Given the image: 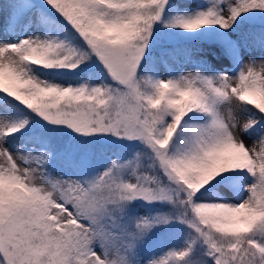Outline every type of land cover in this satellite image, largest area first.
I'll list each match as a JSON object with an SVG mask.
<instances>
[{
    "label": "snow or ice",
    "instance_id": "6c2138e0",
    "mask_svg": "<svg viewBox=\"0 0 264 264\" xmlns=\"http://www.w3.org/2000/svg\"><path fill=\"white\" fill-rule=\"evenodd\" d=\"M0 264H264V0H0Z\"/></svg>",
    "mask_w": 264,
    "mask_h": 264
},
{
    "label": "rangeland",
    "instance_id": "374dc122",
    "mask_svg": "<svg viewBox=\"0 0 264 264\" xmlns=\"http://www.w3.org/2000/svg\"><path fill=\"white\" fill-rule=\"evenodd\" d=\"M255 55H256V59H257V61H259V60H260V55H259V53H256ZM246 58H247V57H246ZM248 143L250 144L251 142L249 141Z\"/></svg>",
    "mask_w": 264,
    "mask_h": 264
}]
</instances>
